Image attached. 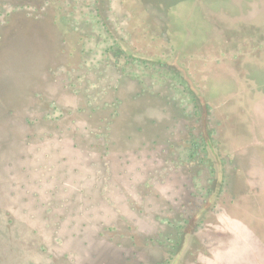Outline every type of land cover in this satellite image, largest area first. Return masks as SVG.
I'll list each match as a JSON object with an SVG mask.
<instances>
[{"label":"flooded vegetation","instance_id":"1","mask_svg":"<svg viewBox=\"0 0 264 264\" xmlns=\"http://www.w3.org/2000/svg\"><path fill=\"white\" fill-rule=\"evenodd\" d=\"M195 2L224 4L229 0H0V50L9 46L13 29H24L30 22L41 30L38 39L49 51L46 74L34 72L32 64L22 66L19 77L33 89L32 106L27 111L58 118L63 131L91 130L88 142L101 148L99 181L63 186L67 188L55 197L57 202L50 200L51 211L42 207L41 199L39 221L48 234L42 236L43 229L39 234L43 255L50 247L59 249L88 232L103 236L119 249L127 244L133 253L139 239L145 244H168L174 236H184L190 218L187 210L199 211L205 201L201 199L197 207L193 194L199 198V191L208 190L199 185L201 171L196 166L190 169L187 163H212L206 156L200 159L199 154L205 144L214 147L213 141L224 146L229 137L222 133L221 125L230 120L238 131L231 132L230 150L217 156L221 164L233 166L230 171L223 167L221 174L211 169L208 175L220 177L223 186L221 198L208 199V212L218 219L214 227L218 235L223 212L233 204L231 179L252 177L244 169L253 172L251 148L261 146L250 130L239 132L247 120L239 122L233 112L246 114L249 101L257 95L259 102L264 101V19L258 23L260 32L250 29L249 21L241 22V27L232 31L234 38L227 41L230 45L195 43L186 37L191 13L174 11L178 3ZM198 13L202 18L212 16ZM225 60L232 64L228 85L210 74ZM13 78L16 81L15 75ZM201 94L210 95L217 109V121L210 123L207 134L215 133L218 141L209 135L197 141L193 127L188 128L186 105L189 102L201 111L205 104ZM45 99L49 104L43 103ZM221 108L225 110L219 113ZM233 117L235 122H231ZM250 129H255L254 124ZM37 131L44 132L40 127ZM244 183L250 194V184ZM25 191L45 196L55 192L54 188L36 186ZM246 196L251 198V194ZM212 199L218 203L215 207ZM195 252L198 255L201 250Z\"/></svg>","mask_w":264,"mask_h":264},{"label":"rangeland","instance_id":"2","mask_svg":"<svg viewBox=\"0 0 264 264\" xmlns=\"http://www.w3.org/2000/svg\"><path fill=\"white\" fill-rule=\"evenodd\" d=\"M230 2L233 1L229 0V2H224L225 7L221 9H219V5H223V3L195 2L192 4H175L176 7L174 11L179 12L183 10V12L191 13L190 18L186 20L187 28L189 29V33L186 31L187 41L220 46L230 45L227 41H230L231 37L234 38V35L232 36L233 29L240 28L242 24L237 21L238 19L235 17H241L244 13L240 12V5H231L229 4ZM184 6L185 8L183 9ZM226 7L228 9H226ZM247 7L249 8L250 6L247 5ZM198 11L202 12L204 15L208 13L212 16L208 17L206 15V17L202 18ZM193 14L197 17L196 20ZM263 15V13L260 14V22L264 19ZM249 22L250 29L256 32L261 31H259L260 26H258L259 20H250ZM20 26L23 25L21 24ZM23 28L24 29H13V34L8 37L9 46L0 50V80H9L13 78L14 75L24 71L22 67L23 64L34 65L31 67L33 71H36L39 75L42 71H44V74L47 73L46 63L48 62L45 61L49 51H46L45 46H43L44 44L42 45L40 39H38L41 36V30L35 28L30 22L24 24ZM226 60L220 61L218 63V68H214L210 74L218 82H224L228 85V70L231 68L232 64L229 65V60ZM260 68L261 67H255L256 70ZM221 84L223 85V83ZM197 91L200 90L197 89ZM227 93L228 91L225 92L226 95ZM187 98L188 96H186V99ZM200 98L205 103L204 107H201V111H199V108H193L189 102L186 105L188 128L191 126L193 127L191 130L192 135H194L197 141L208 138L209 134H207V132L211 130L210 123L215 124L217 121V115L215 114L217 113V109L210 95L201 94ZM254 98L255 99L249 101L246 114L243 115L233 112L239 119V122L247 120L246 126H241L239 132L243 131L245 133L246 130L247 132L250 130L249 134L261 144V146H254L251 148L254 158L253 172L249 167H245L244 169L252 176L251 178L247 176V178H244L246 183L250 184L251 198H244V196L247 195L246 197H248L250 194H248V185L244 183L242 178H237L238 176H236L234 181L231 179L230 195L231 198H233V204L228 207L225 206L226 208L224 207L225 210L222 216L224 219L221 223H218L220 228H218L217 236L214 234V227H216V221L218 219H213L209 214L208 208H210L211 203L208 199L212 197L216 200V197L221 198L220 194L223 193V186L220 177H209L208 175L211 169H213V171L218 170L219 174H221L223 167H226V165L221 164L219 157L224 156L226 152L230 150V139L234 138L231 133L234 128H232V124L229 122L230 120L221 125L223 128L222 133H224L226 137H229L223 143L224 146L218 147L213 141L211 143L214 147H208L205 144L204 150H201L199 154V158L202 155L206 156L212 160V163L208 164L207 162H201L195 165L190 161L187 163L190 169L191 166H196V169L201 171L202 177L199 178V185L207 186L208 190L199 191L203 197L199 194V198H196L194 196L195 194H193L192 199H196L193 201V204L197 205V207L201 204V199L205 201L200 205L201 208L199 211H194L195 208L187 210V216L190 218L188 219V223H186L184 236L179 238L176 235L173 237V240H168V244L157 242L145 244V241L143 242L139 239L133 253L130 252L131 249L127 244H122V247L119 249L116 248V244L103 238V236L101 237L100 235L88 232L86 236L82 238H76L70 243H64L59 249L57 247H50L49 251L45 250L47 253L43 255L41 252L39 253V251L33 250L38 248V243H40L39 236L41 235L43 227H41L42 222L38 220L40 219V211L31 204L28 209L23 212L25 216L23 218L25 220L13 228V230H16L17 227H20L19 230L23 235L22 244L25 250L22 249V252L18 254V257L24 261L22 264H264V105H261L264 101L259 102L261 98L258 97V95ZM256 101L257 107L253 109V104ZM206 103L209 104L208 107ZM225 107L226 110L229 108L228 103H225ZM231 109L232 105L230 106V111H232ZM223 110L225 109L221 108L218 112H224ZM236 117L230 118L231 122H235L237 120ZM211 118L213 121L210 122ZM252 124H254L255 129L251 131L250 128H252ZM236 129L237 127H235L234 130L238 131ZM244 133L241 134L243 135ZM209 137L212 138V140L215 139V141H218L216 140L215 133L210 134ZM240 137L242 138V136ZM245 139L246 138H244V141ZM230 166L232 167L233 165L226 167L227 171H230ZM240 166L242 169L243 165L241 164ZM241 169L238 171L239 173L242 172L243 169ZM199 187L200 186L193 187V191L194 188L199 189ZM213 201L214 207L218 205L215 200ZM199 220H201V222L198 223L199 225H195L194 223ZM32 222L35 223L33 226L37 229L36 232H33L29 226ZM148 225L151 226V224ZM29 231H31V233ZM43 231L42 236H48L44 229ZM38 233H40V235ZM41 240L44 239L41 238ZM58 242L61 243L60 241ZM200 246H202L201 249H199ZM196 250H201V253L197 255V252H195ZM1 252L0 264H7L8 260L3 261L7 259V250H4V253L3 251ZM17 262L15 263L17 264Z\"/></svg>","mask_w":264,"mask_h":264},{"label":"trees","instance_id":"3","mask_svg":"<svg viewBox=\"0 0 264 264\" xmlns=\"http://www.w3.org/2000/svg\"><path fill=\"white\" fill-rule=\"evenodd\" d=\"M15 76L16 81L14 78L8 80L9 82L6 79L0 80L5 81L4 84L0 83V87L3 86L4 90L12 88L14 94V102L9 104L10 106L0 99V120L3 122L0 129L5 132L0 141V148H7L11 144L16 146L15 155L5 162L6 172L0 180V185L6 186L8 198L13 203L12 207L0 211V253L7 250V259L3 261H9L10 256L20 254L22 249L25 250L20 227L13 230L25 220L24 210L31 204L37 209L44 198L41 202L42 207L51 211V203L57 202L55 197H58L62 188H67L63 186L79 187L81 184L91 183L93 179L99 181L102 172L99 153L101 148L98 143L92 145L88 142L92 137V131L79 128L77 131H63L57 123L58 118H51L39 112L29 113L27 109L32 106L33 89L29 85L30 82L22 81L20 73ZM49 102V99H45L43 103ZM39 127L43 128L44 132L37 131ZM112 155L113 153L110 154L111 157ZM110 161L114 162V157ZM29 186L41 187L44 190L54 188L55 192L50 191L48 196H45V193L41 194L43 196L39 193L34 195L26 193L25 189ZM57 206V203H54V207ZM41 217L42 215L39 218ZM30 224L31 230L36 232L33 226L35 223ZM33 250L40 253V243L38 248ZM12 258L10 264H16L17 257ZM17 261V264L24 262L19 257Z\"/></svg>","mask_w":264,"mask_h":264},{"label":"water","instance_id":"4","mask_svg":"<svg viewBox=\"0 0 264 264\" xmlns=\"http://www.w3.org/2000/svg\"><path fill=\"white\" fill-rule=\"evenodd\" d=\"M232 1L233 2H230L229 4L240 5L241 6L239 9L240 12H242V13L244 12L241 17H235L236 19H238L237 21H239V22H245V21L256 20V19L260 20V14H262V13L264 14V0H263V2H260L259 0H253V1H255L254 3H251V2L247 3V2H243V1H237V0H232ZM247 5L250 7L248 8ZM223 7H225L224 4L219 5V9H221ZM246 8H248V9H246ZM226 9H228V8L226 7ZM263 17H264V15H263ZM227 23H228V20H227ZM0 83L4 84L5 81L3 80V82H0ZM10 83H11V81H10ZM13 95L14 94L12 93V88L11 89L7 88L4 90L3 86L0 87V99L2 100V102L6 103L8 106H10L9 104H13V102H14ZM1 126H3V122L0 120V128H1ZM4 134H5V132L2 131V129H0V141L3 139ZM15 147L16 146L14 144L13 145L11 144L7 148H0V180H1V178H3L2 175L4 174V172H6L5 162L7 160L12 159V157L15 155V153H14ZM12 206H13V203L8 198V191L6 189V186L0 185V211L4 210V209L6 210V208H9ZM14 225H15V223H14ZM12 257H18V254H13ZM12 257L10 256V259L8 261L9 264L12 263V260H13ZM16 262H17V258H16Z\"/></svg>","mask_w":264,"mask_h":264}]
</instances>
